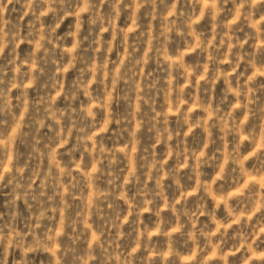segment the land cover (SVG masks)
I'll use <instances>...</instances> for the list:
<instances>
[{
	"label": "clouds",
	"instance_id": "obj_1",
	"mask_svg": "<svg viewBox=\"0 0 264 264\" xmlns=\"http://www.w3.org/2000/svg\"><path fill=\"white\" fill-rule=\"evenodd\" d=\"M0 264H264V0H0Z\"/></svg>",
	"mask_w": 264,
	"mask_h": 264
}]
</instances>
